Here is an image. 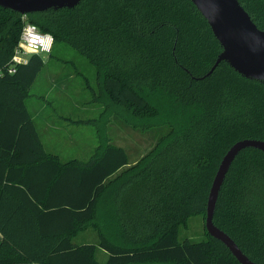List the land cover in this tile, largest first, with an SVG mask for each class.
<instances>
[{
    "label": "trees",
    "instance_id": "trees-1",
    "mask_svg": "<svg viewBox=\"0 0 264 264\" xmlns=\"http://www.w3.org/2000/svg\"><path fill=\"white\" fill-rule=\"evenodd\" d=\"M239 1L264 29V0ZM28 20L54 37L50 53L63 42L96 67V101L107 114L119 108L135 127L168 129L133 164L100 119L101 142L89 161L47 151L27 105L45 60L33 54L8 72L24 21L0 6V264H241L206 224L203 240L179 235L192 216H206L229 148L264 140V82L226 61L196 79L222 46L192 0H82ZM214 221L264 264V151L236 157ZM90 224L99 242L77 244Z\"/></svg>",
    "mask_w": 264,
    "mask_h": 264
},
{
    "label": "rangeland",
    "instance_id": "rangeland-1",
    "mask_svg": "<svg viewBox=\"0 0 264 264\" xmlns=\"http://www.w3.org/2000/svg\"><path fill=\"white\" fill-rule=\"evenodd\" d=\"M44 60L45 64L30 88L27 105L36 118L47 151L59 153L62 161L75 157L88 161L101 142L100 131H97L99 125H74L65 118L100 119L107 130L105 137L110 143L123 146L131 163L148 153L157 136L168 129L167 125L135 127L124 118L119 108L107 114L101 106L103 104L96 101L101 99L96 98L99 94L96 67L69 44L56 43ZM205 224L206 216H192L188 227L181 229L180 240H203L206 237ZM93 235L98 240L95 232ZM107 258L106 252H98L100 261Z\"/></svg>",
    "mask_w": 264,
    "mask_h": 264
},
{
    "label": "water",
    "instance_id": "water-1",
    "mask_svg": "<svg viewBox=\"0 0 264 264\" xmlns=\"http://www.w3.org/2000/svg\"><path fill=\"white\" fill-rule=\"evenodd\" d=\"M82 0H0V6L29 15L49 9L74 8ZM206 18L222 46L213 66L203 76H210L226 61L243 76L264 82V29H261L239 0H192ZM256 148L264 151V140L245 138L235 142L223 156L210 189L206 209V229L223 242L241 264H259L239 247L237 242L215 224L217 202L226 176L241 151Z\"/></svg>",
    "mask_w": 264,
    "mask_h": 264
},
{
    "label": "built area",
    "instance_id": "built-area-1",
    "mask_svg": "<svg viewBox=\"0 0 264 264\" xmlns=\"http://www.w3.org/2000/svg\"><path fill=\"white\" fill-rule=\"evenodd\" d=\"M22 19L24 21V26L21 33V38L15 47V51L11 60V63L8 66V72L14 73L17 71L20 65L28 64L30 58L33 54H38L45 58L48 53L52 50V46L54 43L53 40L47 39V34L40 30L38 25L32 23L28 20L27 15H22ZM29 33L36 34L39 39L33 43L31 39V35ZM52 36V35H51ZM23 37V39H22ZM53 37V36H52ZM21 43L25 45V47H21ZM50 48V51H31V49H45V47Z\"/></svg>",
    "mask_w": 264,
    "mask_h": 264
},
{
    "label": "crops",
    "instance_id": "crops-1",
    "mask_svg": "<svg viewBox=\"0 0 264 264\" xmlns=\"http://www.w3.org/2000/svg\"><path fill=\"white\" fill-rule=\"evenodd\" d=\"M102 107H104L103 105H101ZM32 114V113H31ZM33 116V115H32ZM33 119L35 121V124H36V127L39 131V134L41 136V139H42V142L46 148V144L44 142V139L42 137V133H41V130L39 129L38 127V124H37V121H36V118L33 116ZM67 119V121H69L70 123L76 125V124H85V123H89V124H93V125H98L99 123L98 122V118H91V119H88V120H85V119H81V120H74L72 118H65ZM78 121V122H77ZM98 147V146H97ZM96 147V148H97ZM47 150V149H46ZM96 151V149H95ZM95 151L93 152V154L95 153ZM53 154H56L60 159H61V155L59 153H56V152H51ZM128 153V152H127ZM93 154L91 155L90 159L92 158ZM76 160H79V161H82V162H87V161H84V160H81L77 157H75ZM89 159V160H90ZM74 160V159H72ZM88 160V161H89ZM70 161V160H69ZM136 161H133L131 164L135 163ZM93 230V231H92ZM96 233V235L98 236V240H95L94 239V235L93 233ZM3 239V234L1 233L0 231V240ZM75 242L77 244H83V243H98L99 242V231H98V228L96 226H94L93 224H90L88 225L87 227L83 228L81 231H79V233H77V235L75 236ZM99 251H104L102 249H98L97 251V255H98V252ZM105 252V251H104ZM21 264H39V263H21Z\"/></svg>",
    "mask_w": 264,
    "mask_h": 264
},
{
    "label": "clouds",
    "instance_id": "clouds-1",
    "mask_svg": "<svg viewBox=\"0 0 264 264\" xmlns=\"http://www.w3.org/2000/svg\"><path fill=\"white\" fill-rule=\"evenodd\" d=\"M29 34L31 35V39H32L33 43H35L39 39V37L36 34H34V33H29ZM22 39H23V37H22ZM47 39L53 40L54 37H52L51 34H47ZM21 47H25V45L23 43H21ZM45 50L50 51V48H47V46H46L45 49H34V48L31 49V51H45Z\"/></svg>",
    "mask_w": 264,
    "mask_h": 264
}]
</instances>
